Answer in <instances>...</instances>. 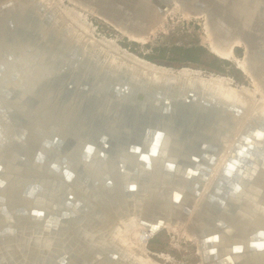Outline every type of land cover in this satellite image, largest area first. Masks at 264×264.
<instances>
[{"label":"bare ground","instance_id":"1","mask_svg":"<svg viewBox=\"0 0 264 264\" xmlns=\"http://www.w3.org/2000/svg\"><path fill=\"white\" fill-rule=\"evenodd\" d=\"M63 1L70 5L62 4ZM30 3L36 6L41 3L45 8L42 15H52V27L57 28L59 35L56 36L59 40L72 41L83 48L81 58L83 55L85 59H92L109 74L118 76L123 67L128 69L125 71L126 77L145 78L148 83H162L172 80L171 77L176 79V75L183 81L177 87L199 86L203 91L206 89L209 94L220 98L246 103L249 113L256 111L257 119H264V74L263 80L257 75L253 81L246 76L253 87L249 91L245 86L233 87L229 78L220 75L201 76L197 69H172L155 65L119 47L113 40L102 37L97 40L93 35L94 29L87 21V14L96 17L129 41L144 44L149 37L129 35L124 29L96 13V9L92 12L72 0H32ZM53 3L57 5V13L51 8ZM28 11L27 5L20 4L14 12L18 16L16 19L23 17ZM172 15H179L185 20L200 19L204 31L201 44L212 54L234 63L237 69L245 73V63L242 60L245 45L236 40L229 44L227 36H217L211 31L203 16L191 13L178 3L167 10L156 31L163 29L165 19ZM156 31L151 32L150 36ZM54 37L49 45L50 52L41 49L35 55L25 49L31 48L28 43H22L18 39L12 43L14 49L8 48L5 52L11 54L13 61L18 63L5 65L2 64L3 58H0V67H3V71H0V264H58L61 256L75 259L68 262L67 257H61L64 262L67 261L65 264H156L146 255L145 235H148V230L159 225L184 236L189 242L194 241L198 264H203L202 249L199 247L193 222L197 219L199 199L206 190L197 196L199 199L195 200L194 206L190 205L193 208L186 215L185 209L182 210L186 204L181 197L183 188H177L172 183L174 178L179 177L181 170V165L175 166L176 170L173 168L177 156L172 151L180 147L177 142H172L169 148H165L168 143L162 140L157 155H152L154 149L149 148V143L138 144L139 151L135 153L128 152L125 143L119 142L116 148L121 150L104 160L105 151L97 143V135L93 136L92 131L90 135L84 134L78 124L62 120L57 125L30 116L25 120L14 117L9 123L5 122V114L9 115L8 112H23L25 95L29 90L31 93L32 85L36 82H47L48 76L43 78L46 71L60 69L69 62L70 57L67 55L70 53L57 50L58 43ZM235 47L242 49L241 58L235 57ZM5 67H8L9 73L4 72ZM82 68L83 72L86 69L93 71L92 74L85 72L83 77L87 74L94 76L93 73L100 75L91 66ZM10 89L16 90L15 97L11 100L6 98ZM142 93L144 92H139V95ZM162 93L167 96L166 92ZM40 108L46 110L45 104ZM252 117L253 113L240 119L239 129ZM111 130L115 133V130ZM168 132L172 131L168 129ZM71 135L77 140V147L76 144L67 146L66 137ZM258 137L259 135L253 136L246 144H260ZM46 141H50L49 144H45ZM85 145H91L93 149L90 150ZM225 147L206 187L225 163L233 143L229 141ZM85 155L88 160L83 159ZM254 155L256 159L250 162V166L247 164L248 167L228 171V174L233 175L228 178L232 180L236 194L243 195L247 200L245 202L250 201L249 197L254 200L249 208L242 206L241 211L250 212L257 207L256 184L264 185V154L256 152ZM114 158H117L116 161ZM122 164L124 167L120 168L119 165ZM240 181L246 182L245 189L239 185ZM151 183L158 184L159 188L149 189ZM28 185H35L40 190L24 194ZM2 207L8 211V215L2 213ZM18 210H23L26 214L15 215L13 218V213ZM243 214L241 212L242 219H245ZM9 216L11 219H8ZM141 221L147 225L141 224ZM10 230V233H6ZM71 253L78 256L79 260Z\"/></svg>","mask_w":264,"mask_h":264},{"label":"water","instance_id":"2","mask_svg":"<svg viewBox=\"0 0 264 264\" xmlns=\"http://www.w3.org/2000/svg\"><path fill=\"white\" fill-rule=\"evenodd\" d=\"M30 1L32 0H0L2 64L18 63L13 61L11 54L5 53L8 48L14 49L12 43L18 39H21L22 43H28L31 48L25 49L37 55V51L41 49L50 52L49 45L55 36V42L58 43L56 49L68 51L71 56L67 55L70 57L69 62L63 64L60 69L52 68L46 71L43 78L48 76L47 82L44 84L36 82L32 85L31 93L29 90L25 95L23 112H8L9 115L5 114L7 115L5 122L9 123L14 117L25 120L30 116L57 125L62 120L70 124H78L84 134L90 135L92 131L93 136L97 135V143L102 145L105 151L104 160L110 154L114 156L121 150L116 148L119 142L125 143L128 152L135 153L139 151L138 144L149 143V148L154 149L152 155H157L162 140L168 143L165 148H169L170 143L177 142L180 147L172 151L177 156L173 168L181 165V170L179 177L174 178L172 183L177 188H183L181 197L186 204L182 210L185 209L186 215H189L193 208H190V205L194 206L195 200L199 199L197 196L204 189L206 190L199 199L197 219L193 222L198 244L202 249L203 264L223 262L264 264V199H262L264 185L262 183L255 185L258 193L257 207L250 212L241 211L244 206L253 204L254 200L249 197L250 201L245 202L247 200L243 195L236 194L232 180L228 178L233 177L232 173L228 174L229 170L244 168L247 164L250 166V162L256 159L254 155L256 152L264 154V119H257L256 111L249 113V106H246V103L220 98L218 95L209 94L206 89L203 91L199 86L193 88L184 85L179 88L176 85L183 81L176 75L177 80L171 77L172 80L162 83H148V79L145 78L140 80L135 79L136 77L134 79L126 77L125 71L128 69L123 67L118 76L109 74L92 59H85L83 55L81 58L83 48L72 41L59 40L56 36L59 35L57 28L52 27V15H42L43 10L45 11L42 4L31 5ZM72 1L82 8H89L92 12L96 9V13L124 29L129 35H142V37H149L151 32L156 31L167 10L171 9L174 3H178L191 13L203 16L211 31L217 36H227L229 44H233L236 40L245 45L246 50L242 60L245 63L246 74L240 71L252 81L256 75L263 80L264 0ZM20 4L27 5L30 11L16 19L18 16L14 12ZM56 6L55 3L51 4V8L57 13ZM212 55L217 57L215 54ZM83 66H91V69H96L95 71L100 75L93 73L94 76L87 74L83 77L85 72L91 74L93 72L87 69L83 72ZM0 71H3L2 66ZM4 72H10L8 67H5ZM15 91L10 89L6 98L13 99ZM162 91L166 92L167 96L162 95ZM139 92L144 93L139 95ZM148 92L154 94H147ZM44 104L47 111L40 108ZM251 113L254 117L240 130L239 120ZM111 129L115 130V133ZM168 129L172 132H168ZM169 133L172 135H168ZM256 135H259L261 143L256 146L247 145ZM72 136L66 137L67 146H75L77 140ZM52 140L59 142L55 138ZM229 141L233 143V148L217 175L206 187ZM49 142L46 141L45 144ZM77 146L78 144L75 147ZM85 146L90 150L93 149L91 145ZM192 146L194 147L191 148ZM83 159L88 160L87 155ZM116 159L114 158V161ZM119 167L123 168L124 165ZM239 185L245 189L247 184L245 181L243 183L240 181ZM154 188L158 189L159 185L151 183L149 189ZM36 190L40 188L28 185L24 194ZM1 211L8 215L4 207ZM240 211L246 214H243L245 219H242ZM82 212L84 213L85 209ZM25 214L23 210H18L13 213V218L15 215ZM8 219L11 217L9 216ZM142 223L147 225L144 221H141ZM162 229L163 227L159 225L148 230L149 233L145 238L149 239ZM10 232L11 230L6 231V233ZM71 255L75 256L73 253ZM61 257L59 258L61 264L75 261L67 257V261L64 262Z\"/></svg>","mask_w":264,"mask_h":264},{"label":"rangeland","instance_id":"3","mask_svg":"<svg viewBox=\"0 0 264 264\" xmlns=\"http://www.w3.org/2000/svg\"><path fill=\"white\" fill-rule=\"evenodd\" d=\"M64 5L69 6L68 2H63ZM87 21L94 29L93 35L99 40L100 37L108 40H113L119 47L126 49L128 52L134 54L138 58L144 61L151 62L155 65H161L172 69H179L181 67H187L190 69H197L201 76L207 74L220 75L225 78H229L233 87L245 86L252 89L251 82L248 78H245L242 72L236 68V65L228 60L226 64H219L218 66L222 71L217 72L209 69L211 63L210 57L202 56V63L190 64L188 62H166L165 60L154 63L145 58L148 55L158 56V51L155 49L165 48L168 50L172 46L177 47H189L199 46L203 48L208 54L212 55L207 47L201 44V39L204 35L202 21L200 19H182L179 15H172L165 19L163 29H160L149 36V40L144 44H139L133 41L127 40L117 31L101 22L96 17L87 14ZM95 38V39H96ZM233 53L236 58H241L243 51L241 48H234ZM174 56L165 52V57ZM214 56V55H213ZM216 57V56H215ZM157 62V61H156ZM168 63V64H164ZM204 63V64H203ZM146 255L154 261L156 264H198L199 258L196 250L195 242H189L186 238L178 233L170 232L167 229H162L155 235L146 239L145 243Z\"/></svg>","mask_w":264,"mask_h":264},{"label":"trees","instance_id":"4","mask_svg":"<svg viewBox=\"0 0 264 264\" xmlns=\"http://www.w3.org/2000/svg\"><path fill=\"white\" fill-rule=\"evenodd\" d=\"M155 51H158L159 53L158 56L148 55V56H145V58L157 64H158V61H161V60L163 61L165 60L166 62L178 61V62H188L190 64H198V63H202L201 61L202 56L205 55L206 57H210L211 63L209 65V69L220 72L222 71V69L218 65L227 63L225 61L218 59L217 57L213 55L208 54L203 48L199 46H189V47L172 46L168 50H166L163 47L161 49H155ZM166 51L169 54L174 55V56L165 57ZM164 64H168V63H164Z\"/></svg>","mask_w":264,"mask_h":264}]
</instances>
